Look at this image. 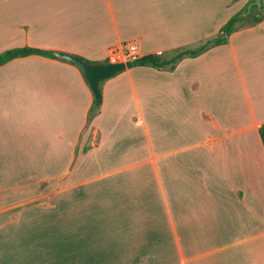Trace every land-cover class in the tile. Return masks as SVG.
Returning <instances> with one entry per match:
<instances>
[{"label": "crops", "instance_id": "0c3cea01", "mask_svg": "<svg viewBox=\"0 0 264 264\" xmlns=\"http://www.w3.org/2000/svg\"><path fill=\"white\" fill-rule=\"evenodd\" d=\"M251 2L0 0V53L96 63L130 42L135 57L194 49L244 18L173 71L102 82L89 123L76 66H0V264H264V10L244 25Z\"/></svg>", "mask_w": 264, "mask_h": 264}, {"label": "trees", "instance_id": "16d2710c", "mask_svg": "<svg viewBox=\"0 0 264 264\" xmlns=\"http://www.w3.org/2000/svg\"><path fill=\"white\" fill-rule=\"evenodd\" d=\"M261 8L258 9L253 7L250 14L245 17V20L252 18L253 23L256 24L262 20L264 4L263 0H261ZM246 12V9L244 10ZM241 14L238 13L232 16L228 22L221 28L220 35L216 38L208 39L202 42L198 47L194 49L187 50H175L168 53H159V54H148L141 57H135L133 59H128L126 63L127 69L135 68V67H149L156 70H164V71H173L176 67V64L181 61L183 58H195L198 55L204 53L209 48L214 46L223 45L227 42V38L235 31L236 24L242 21ZM250 24V25H251ZM52 51L41 50L37 48H13L6 50L0 53V66L6 64L7 62L32 55H37L45 58L55 59ZM81 58V57H79ZM82 60L95 64L96 62H90L84 58ZM69 63V62H68ZM72 64V63H70ZM73 65V64H72ZM75 66V65H74ZM82 74V73H81ZM83 76V75H82ZM101 99L96 107L91 106L87 121L88 123L96 116L98 113V109L101 105ZM258 135L262 144L263 152H264V124L260 126L258 130Z\"/></svg>", "mask_w": 264, "mask_h": 264}, {"label": "water", "instance_id": "95a60500", "mask_svg": "<svg viewBox=\"0 0 264 264\" xmlns=\"http://www.w3.org/2000/svg\"><path fill=\"white\" fill-rule=\"evenodd\" d=\"M261 6V0H253L247 6V11L244 15L249 14L252 7L260 9ZM53 56L56 59L72 63L80 70L92 93L93 107H96L101 99V83L123 73L127 69L125 62L105 61L92 64L74 55L55 53Z\"/></svg>", "mask_w": 264, "mask_h": 264}, {"label": "built area", "instance_id": "2783aa9c", "mask_svg": "<svg viewBox=\"0 0 264 264\" xmlns=\"http://www.w3.org/2000/svg\"><path fill=\"white\" fill-rule=\"evenodd\" d=\"M136 50H137V45L134 42H130L126 45H123L120 48H116L112 51V57L114 58V56H127V58L129 59H133L135 58L136 55Z\"/></svg>", "mask_w": 264, "mask_h": 264}, {"label": "rangeland", "instance_id": "374dc122", "mask_svg": "<svg viewBox=\"0 0 264 264\" xmlns=\"http://www.w3.org/2000/svg\"><path fill=\"white\" fill-rule=\"evenodd\" d=\"M251 23H253V20H252V18H249V19H247V20H245V22H244V25H250ZM114 61H112V62H126L127 61V59H129V58H127V56H122V55H119V56H114Z\"/></svg>", "mask_w": 264, "mask_h": 264}]
</instances>
